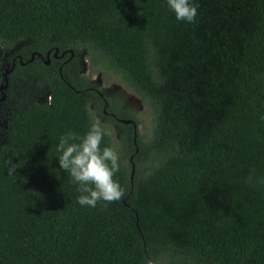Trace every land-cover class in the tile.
<instances>
[{"label":"trees","instance_id":"1","mask_svg":"<svg viewBox=\"0 0 264 264\" xmlns=\"http://www.w3.org/2000/svg\"><path fill=\"white\" fill-rule=\"evenodd\" d=\"M191 2L188 23L167 0H0V264H264V184L244 183L264 177V0ZM94 70L145 104L146 138ZM93 115L118 133L107 208L56 151Z\"/></svg>","mask_w":264,"mask_h":264},{"label":"clouds","instance_id":"2","mask_svg":"<svg viewBox=\"0 0 264 264\" xmlns=\"http://www.w3.org/2000/svg\"><path fill=\"white\" fill-rule=\"evenodd\" d=\"M167 4L178 21H195L198 6L191 0H167ZM107 135H110L107 127L93 117L84 135L68 130L59 138L56 151L60 153V168L68 172L78 184L80 195L77 202L81 206L95 208L103 201V206L107 208L125 196V189L114 179L120 171V152L112 145L101 148ZM8 163L7 175L14 177L17 168L12 161ZM244 183L255 188L258 184H264V177H257L252 172L244 179Z\"/></svg>","mask_w":264,"mask_h":264},{"label":"rangeland","instance_id":"3","mask_svg":"<svg viewBox=\"0 0 264 264\" xmlns=\"http://www.w3.org/2000/svg\"><path fill=\"white\" fill-rule=\"evenodd\" d=\"M87 60L83 59L82 69L83 72L88 71ZM88 73V72H87ZM90 78L94 81L98 87L104 92L108 97L121 99L123 106L131 110L136 116V126L140 135L146 138L150 133V116L148 114L147 108L141 99L136 96L130 89L121 84L110 72L94 70L90 73ZM98 118L96 115H93ZM99 119V118H98ZM102 121V120H101ZM110 131V136L115 146L118 145L117 130L114 124H109L102 122Z\"/></svg>","mask_w":264,"mask_h":264},{"label":"flooded vegetation","instance_id":"4","mask_svg":"<svg viewBox=\"0 0 264 264\" xmlns=\"http://www.w3.org/2000/svg\"><path fill=\"white\" fill-rule=\"evenodd\" d=\"M19 63H21V61H19ZM4 87H5V81H4V84L3 83H0V95H1V90L2 89H4ZM100 89V88H99ZM101 90V89H100ZM106 95V94H105ZM3 98V95L2 96H0V99H2ZM145 105V104H144ZM135 115V114H134ZM135 118H136V116H135ZM115 120H119V121H121V119H117V118H115ZM122 122V121H121ZM130 122H131V120H130ZM128 123V122H127Z\"/></svg>","mask_w":264,"mask_h":264},{"label":"water","instance_id":"5","mask_svg":"<svg viewBox=\"0 0 264 264\" xmlns=\"http://www.w3.org/2000/svg\"><path fill=\"white\" fill-rule=\"evenodd\" d=\"M55 52H54V54H55ZM121 121L124 122V123L130 122V120H121ZM132 172H133V166H131L130 176H131ZM149 264H150V262H149Z\"/></svg>","mask_w":264,"mask_h":264}]
</instances>
